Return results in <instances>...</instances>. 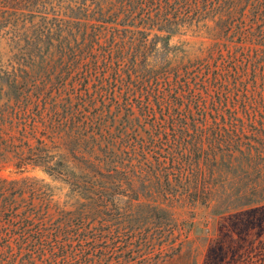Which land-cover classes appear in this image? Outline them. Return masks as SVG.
Returning <instances> with one entry per match:
<instances>
[{
	"label": "trees",
	"instance_id": "obj_1",
	"mask_svg": "<svg viewBox=\"0 0 264 264\" xmlns=\"http://www.w3.org/2000/svg\"><path fill=\"white\" fill-rule=\"evenodd\" d=\"M185 33L210 39L202 54L187 62L186 54L169 57L174 49L171 38ZM0 41L6 49L0 51V127L13 137L0 143L1 159L11 157L20 169L40 167L65 180L82 199L79 226L68 217L55 235L66 240L60 248L65 254L62 259L47 229L38 225L27 253L6 264H80L78 251L86 260L96 250L94 245L78 242L73 246L81 238H112L101 248L106 254L117 246L120 234L127 232L105 225V212H112L121 197L139 199L145 188L166 186L170 196L212 205L216 214L245 207L264 209L259 206L264 203L263 176L146 178L137 169L144 161L135 164L124 155L123 148L135 153L129 151L132 139L127 126L115 132L104 119L134 107L142 114L180 108L183 105L177 98L189 97V63L221 60L227 67L215 78L231 79L238 100L241 97L255 136L252 140L259 144L254 169L261 175L264 0H0ZM219 102L223 104L222 99ZM241 125L245 127V121ZM185 138L188 141L183 142ZM149 139L157 140L155 136ZM135 140L144 142L137 136ZM173 140L201 151L202 137L176 134ZM242 144V138L227 130L209 140L207 151L214 158L242 160L238 156L246 153ZM86 219H90L88 226ZM173 232L168 226L161 231L164 238Z\"/></svg>",
	"mask_w": 264,
	"mask_h": 264
},
{
	"label": "rangeland",
	"instance_id": "obj_2",
	"mask_svg": "<svg viewBox=\"0 0 264 264\" xmlns=\"http://www.w3.org/2000/svg\"><path fill=\"white\" fill-rule=\"evenodd\" d=\"M170 42L174 49L169 57L186 54V61L201 55V49L209 45L210 39L185 33L174 35ZM4 46L0 41V51H6ZM216 56L219 57L218 52ZM175 58L179 60L180 57ZM189 65V97L177 98L183 105L180 108L155 109L150 114H142L134 107L128 113L104 117L107 127L115 132L127 126L128 136L132 139L129 151L135 150V153L123 148L127 153L124 155L134 159L135 164L144 161L145 164L137 169L146 178L160 175L163 181L167 176L174 179L178 174L201 179L264 177V166L261 175L254 169L259 144L252 140L255 136L242 108L241 97L238 100L229 83L231 79L215 78L217 73L225 71L223 68L227 63L217 59L211 63L194 60ZM189 104L192 106L188 107ZM241 121H245V127ZM225 129L243 139L242 147L246 153L238 155L242 160L234 157L230 160L228 156L224 160L220 156L214 158L207 151L209 140L220 138L226 133ZM176 134L188 136V139L202 137L201 151L194 152L191 144L174 141ZM136 136L144 142L135 140ZM150 136L156 137L155 143L150 141ZM7 138L13 139L0 127V143ZM165 187L149 191L145 188L146 192L139 199L119 198L113 211L105 212L103 222L112 230L119 227L127 233H121L117 246L106 254L101 248L113 242L110 237L75 240L73 246L78 242L96 248L90 251L94 253L90 257L94 260H84L78 251L80 264H264V209L245 207L216 214L212 205L192 204L185 197L170 196L165 193L169 188ZM81 201L65 180L32 165L20 169L11 157L7 161L0 157V264H6L9 259H20L27 253L26 248L38 225L47 229L49 239L62 259L65 254L60 248L66 245V240L61 234L57 238L55 235L68 217L74 226H79L77 212ZM262 205L264 203L259 206ZM89 221L85 220L87 226ZM165 226L174 230L170 238H164L161 233ZM141 230L146 234L138 235ZM238 258L240 260L235 261Z\"/></svg>",
	"mask_w": 264,
	"mask_h": 264
}]
</instances>
